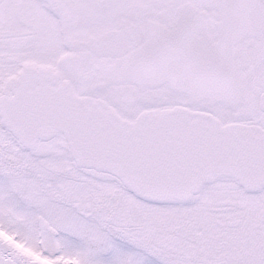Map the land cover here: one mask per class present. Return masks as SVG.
Returning a JSON list of instances; mask_svg holds the SVG:
<instances>
[{"label":"snow or ice","instance_id":"obj_1","mask_svg":"<svg viewBox=\"0 0 264 264\" xmlns=\"http://www.w3.org/2000/svg\"><path fill=\"white\" fill-rule=\"evenodd\" d=\"M0 264H264V0H0Z\"/></svg>","mask_w":264,"mask_h":264}]
</instances>
